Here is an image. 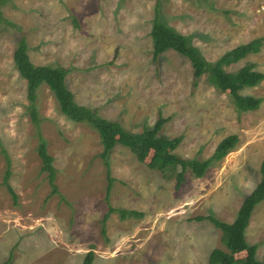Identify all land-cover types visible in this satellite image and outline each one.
I'll list each match as a JSON object with an SVG mask.
<instances>
[{
	"label": "rangeland",
	"instance_id": "1",
	"mask_svg": "<svg viewBox=\"0 0 264 264\" xmlns=\"http://www.w3.org/2000/svg\"><path fill=\"white\" fill-rule=\"evenodd\" d=\"M160 20L188 37L209 62L257 38L264 39V0H6L0 4V264H210L214 249L226 250L222 232L208 219L232 223L261 179L264 159V80L242 95L262 98L257 111L238 113L229 96L203 76L194 83L190 62L168 51L153 58L150 32ZM24 36L34 65L69 71L77 104L128 131L142 132L163 118L159 132L181 137L175 151L205 160L219 142L239 136L234 151L182 185L148 167L117 145L107 156L99 134L63 115L47 85L37 90L39 125L32 121L27 82L14 62ZM246 64L264 73V41L258 53L226 67ZM39 135L53 157L55 185L38 155ZM8 184H4L8 169ZM180 170V168H179ZM136 210L123 220L108 208ZM264 264V201L246 230Z\"/></svg>",
	"mask_w": 264,
	"mask_h": 264
},
{
	"label": "trees",
	"instance_id": "2",
	"mask_svg": "<svg viewBox=\"0 0 264 264\" xmlns=\"http://www.w3.org/2000/svg\"><path fill=\"white\" fill-rule=\"evenodd\" d=\"M5 1L0 0V4ZM158 13L159 11L153 21L150 32L154 60H157L168 51H173L190 62L195 85L205 76L212 87L229 96L238 113L254 112L259 109L263 101L262 98L242 95L241 91L261 84L264 80V73L255 70L254 64H246L237 72H228L225 68L240 62L250 54L258 53L262 47L263 38H257L249 43L239 45L224 53L215 62H209L198 48L191 43L188 37L161 21ZM1 21H5V19L0 12ZM14 62L20 76L27 82V97L31 103L29 110L35 125H39L38 110L35 105L37 90L42 85H47L63 115L74 123L84 124L92 128L99 134L103 148L100 157L105 160V165L109 169L106 199L110 196L113 183V178L110 175V164L106 158L117 145L129 149L141 163H144L150 157L148 167L161 172L164 177L175 178L176 187L179 188L184 182L185 173L188 170L192 171L197 178L204 177L210 167L234 151L239 143V136L229 135L219 142L213 154L205 160L181 158L175 154L182 141L181 137L169 139L159 135L165 123L163 118L160 117L153 127H144L142 132L133 133L126 130L121 123L102 118L92 109L77 104L74 94L68 89L66 84L69 71L50 65H34L29 58L28 45L24 36H22L17 49L14 51ZM38 155L42 160V170L48 173L49 183L55 193L57 187L54 184L56 174L52 165L53 157L49 155L47 141L42 135H39ZM9 164V159H7L8 169L3 182L16 199L15 193L8 184L10 177ZM260 173V182L252 193L245 198L236 219L232 223L222 222L214 216L196 218V221L208 219L222 232L221 242L226 250L221 248L214 249L209 257L210 264H262L257 258L258 245H251L246 239V230L249 226L251 215L255 207L264 201V159ZM113 213H119L123 220L129 217L143 216L142 213L136 210L109 207L102 221L103 235L106 232L105 223ZM93 261L94 252L90 251L86 255L83 264H93Z\"/></svg>",
	"mask_w": 264,
	"mask_h": 264
}]
</instances>
